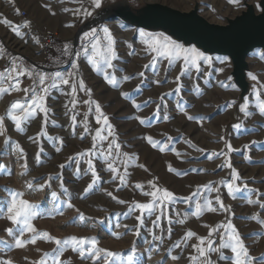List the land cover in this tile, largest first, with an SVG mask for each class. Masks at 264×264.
<instances>
[{"label": "rangeland", "instance_id": "374dc122", "mask_svg": "<svg viewBox=\"0 0 264 264\" xmlns=\"http://www.w3.org/2000/svg\"><path fill=\"white\" fill-rule=\"evenodd\" d=\"M113 1L115 0H102L101 6ZM133 1L140 3L143 0ZM147 1L158 2L187 12L193 8L195 0ZM198 1L200 15L210 23L220 25L226 24V17H234L243 8L241 0L238 4L230 3L229 0ZM248 1L255 5L257 3V0ZM81 3L92 14L97 10L91 5L90 0H0V72L9 67L14 58H21L17 63L23 64L25 68L34 67L37 71L46 74L56 71L66 72L65 67L71 64L75 56L67 57L62 54L65 44L62 41L71 45L73 53L76 51L75 44L76 49L81 50V37L76 43V32L92 15H74L75 9L80 8ZM65 9L72 11H65ZM257 10H259L258 7ZM22 11H26L25 17L21 16ZM5 20L11 22L12 26L20 25L22 35L17 36L12 28L4 23ZM25 22H30V26L23 27ZM68 24L74 26L66 27ZM105 26L109 27L115 38V49L119 56V59L114 61L117 66L115 75L118 78L115 86L107 84L103 79V73L94 71L87 57L81 55L78 60L79 70L76 78L77 80L83 78L86 86L92 90L91 97L78 91L76 99L79 103L75 109H72L70 103L72 97L64 94L69 91L68 86L62 85L63 91L50 90L46 98L47 107L50 109L46 126L47 136H37V133L41 132L44 120L42 114H38L35 119L23 125V132H17L11 121L7 119L4 121L6 131L4 135H0V163L6 165V169L0 170V208H5L11 191H23L25 199L38 205L40 216L33 223L40 233L47 231L52 237L61 240L71 236L96 238L100 248L124 254L135 247L140 264H192L189 257L196 255L192 245L198 244L197 238H190L187 241V247L182 245L180 248H175L174 243L180 240L188 230H192L198 237L206 238L209 227L204 225L215 227L227 218L231 219L237 227L250 255L264 257V224L260 223L264 221V209L257 204H248L247 193L244 191L237 193L235 198L229 197L226 188L218 182L230 180L231 169L218 167L226 163V158H216L213 155L214 152L224 148V143L220 140V137L224 136L232 143L233 148L241 149L231 153V163L242 177V181L237 183L241 187L243 183H247L249 188L258 189L264 193V116L259 115L256 109H250L256 113L250 118H245L243 114L237 116L236 104L231 108L226 106L228 102L236 100L238 94L236 87L235 90L232 87H221V82L225 85H233L228 79L231 71L230 60L215 57L212 59V67L204 65L199 75L195 71L186 72L180 77L182 91L176 94L173 91L176 84L171 81H174L180 73L182 61H178L171 68L167 61H161L157 65L159 75H154L149 68L145 71L141 84V78L137 76V73L143 70V65L148 63L150 56L142 43L139 31L118 20L107 22L103 27ZM40 29L57 31L59 34L54 52L47 62L43 61V57L37 50L35 30ZM56 51L59 52L56 55L61 54L59 56L65 58L63 60L65 63L59 68H51L50 60ZM133 51L135 54L129 55ZM248 60L258 81L264 83V53L255 51ZM217 69H223V71L218 72ZM206 72L211 74L205 75ZM123 75L134 78L124 82L120 79ZM156 79L162 82L159 86L153 83ZM166 80L169 82L164 83ZM21 81V88L30 87L32 83L27 76L21 77ZM251 81L253 85L257 83ZM137 85H140L139 91L136 90ZM169 92L172 95H165ZM121 93H128L129 97L124 98ZM23 96L22 91L3 95L0 98V116L5 115L11 102L20 100ZM161 96H163V103L160 100ZM252 97L253 94L249 100ZM89 99L100 103L109 116L110 122L115 126L118 142L122 146L121 152L128 154L129 166L127 186H120V190L116 191L119 181L112 180V174L106 169L104 158L93 155L91 159L100 180L82 199L83 190L91 181V175H85L87 160L84 157L79 158L81 171L77 176L75 173L77 165L75 162H68V157L90 148L92 136L84 133L82 126H77L73 133V122L70 117L77 112L79 113L77 120L83 121L85 114L89 113L88 124L94 134V129L99 128L100 125L95 123L94 111L90 112V106L84 103ZM133 100L142 106L140 110L133 107ZM178 103L187 109L188 115L197 117V120L189 121L183 113L178 111ZM158 104L161 105L159 114L154 115ZM92 107L94 108V105ZM136 116L145 118L146 123L140 124L134 118ZM165 116L169 119L165 120ZM237 122H242L245 128H254L255 131L237 132L232 128V125ZM82 134L85 136L83 140L80 139ZM147 136H152L160 146L167 145L166 150L161 152L159 148H153L145 139ZM168 137L173 139L168 141ZM6 138H10L13 144L18 142L24 149L27 168L21 167L25 161L20 158L18 150L10 145L6 146ZM53 138H62L63 144L61 145L58 139ZM251 141L257 143L245 150L243 146L250 144ZM107 144L108 141H105V148ZM190 144L205 151L198 152L190 147ZM41 146L44 151L37 160V153ZM58 148L61 150L57 151ZM172 148H175V152L171 150ZM176 152L181 155L177 156ZM210 155L212 159H208ZM61 164L65 165L62 169L59 167ZM139 165H144L147 171ZM169 166L173 171H169ZM120 168L123 174V166L120 165ZM57 173L62 175L58 177ZM49 175L52 176L50 188L45 187L41 191L34 184L33 189H27L28 182L36 180L42 183ZM61 179L64 187L68 189L67 192L61 191ZM149 181L157 183L162 189L172 191L177 198L189 197L198 185L213 182L220 187L219 195L224 204L231 209V213L222 211L211 213L204 210L197 218L193 213L195 199L198 198H194L189 204L176 203L168 206L161 218L160 228L155 230L157 235L164 236L162 241H153L145 228L140 229L138 236L134 235L133 232L137 226L135 216L140 213L134 212L131 215H125V213L128 212L132 202L150 200V197L142 195L141 190L134 187L135 184L141 183L145 185V191L149 190ZM53 191L57 192L60 200L53 201L51 196ZM108 191L130 203L128 205L116 203L106 194ZM216 195V192H212L208 198L214 202ZM68 199L74 204V209L65 207L61 202ZM252 199H256L254 194ZM260 199L264 201V195ZM75 209H79V212ZM60 210L63 211V215L59 214ZM176 211L180 213V216L175 214ZM80 212L85 215L84 221L78 219ZM156 214H159V210ZM169 215L172 217L171 239L167 235ZM181 218L185 220L184 224L178 223ZM154 219L155 215L146 218L145 224L151 228V221ZM117 224H128L130 227L129 229L122 226L117 228ZM10 227L13 225L7 219H0V241L13 243L11 237L4 231ZM114 232L121 234L122 239H115ZM31 235L26 233L23 238L30 239ZM213 238L218 245L219 235L214 233ZM55 247L53 242H45L43 239L23 249H5V245L0 243V249H5L4 252H0V259H11L13 264H35L44 253L55 255L53 251ZM222 254L229 257V261L220 258L221 252H211L209 257L212 264H230L233 255L230 250L224 249ZM171 255H178L180 259L173 261L170 259ZM61 262L62 264H91V260H81L78 253L70 249L64 252Z\"/></svg>", "mask_w": 264, "mask_h": 264}, {"label": "snow or ice", "instance_id": "6c2138e0", "mask_svg": "<svg viewBox=\"0 0 264 264\" xmlns=\"http://www.w3.org/2000/svg\"><path fill=\"white\" fill-rule=\"evenodd\" d=\"M230 3L238 4L239 0H229ZM91 5L94 8H100L102 0H90ZM46 7H48L46 5ZM65 11H72L71 9H65ZM17 14H19V10L17 9ZM55 13H53L54 15ZM83 14L85 16L91 15V11L85 9L83 7V3H81V7L75 9L74 15ZM5 24L9 25L12 30L15 32L17 36H21V26L16 25L12 26L11 22L5 20ZM30 22H25L23 27H29ZM74 25L68 24L66 27H73ZM102 33V34H101ZM139 36L142 38V43L146 46V51L150 56V59L147 64L143 65V70L137 73V76L141 78V84L143 83V78L145 77V71L149 68L152 69L154 75H159L157 65L161 61H167L169 68L174 67L178 61H182L181 71L177 75L172 83L176 84L175 89L173 91L176 94H180L182 91V83L180 82V77L184 75L186 72L195 71L197 75L201 73L203 70V66L206 65L209 68L212 67V57L205 55V53L201 52L197 48H185L183 45L171 40L168 36L163 33H149L144 31L143 29L139 30ZM82 45L81 50H76L73 53L72 47L70 44L65 43L63 46V55L67 57L75 56V59L71 62V68L73 71L71 72H60L56 71L52 74H46L44 72L37 71L34 67L25 68L23 64L17 63L21 58H14L10 62V66L6 67L3 72H0V98L3 95H11L13 92L24 93V96L20 100H16L10 103L5 115L0 116V135H4L6 129L4 125V121L7 119L12 122L14 128L17 132H23V125L29 123L31 120L35 119L38 114H42L44 120L41 125V132L37 133V136H47L46 126L48 123V113L50 109L47 107L46 98L52 89H58L63 91L61 86H68L69 91L65 92V95H69L72 97L70 103L72 105V109H75L79 103L76 99V95L78 91L84 92L86 95L91 97L92 90L86 86L83 78L77 80V73L79 70L78 60L81 55L87 57V61L92 67L94 71L102 72L104 81L112 86H115L118 83V78L115 75L117 71V66L114 61L119 59L118 52L115 49V38L111 33L109 27L105 26L99 31L96 28L91 29L90 31L84 32L81 37ZM39 43V41H36ZM135 52H130L129 55H134ZM216 71L222 72L223 69H217ZM210 72H206L205 75H210ZM27 76L31 79L32 83L30 87L21 88L20 85L22 83L21 77ZM248 76L251 80L256 81L257 83L252 86L253 97L251 100L249 98H244L243 102L239 104V112L243 114L245 118H250L254 114L250 109H256L258 114L264 116V83L258 81L256 75L251 72L248 73ZM134 77L129 75H123L120 77L124 82H128ZM231 80V77L228 78ZM47 81V82H46ZM169 81H164V83H168ZM154 84L159 86L162 82L159 79L153 81ZM259 85V87H257ZM221 87H232L235 90L234 85H225L221 82ZM137 91L140 90V85H137ZM197 90H199V86L197 85ZM124 98H128V93H121ZM165 95H172L171 92L166 93ZM161 102L163 103V96L160 97ZM85 104L90 106V112L94 111V120L95 123L100 125L99 128L93 130L89 128L88 124V115L85 114L83 121H78L77 116L79 113L74 112L70 119L73 122V133H75V128L77 126L83 127V132L88 133L92 136V144L91 147L84 150L83 152H77L74 156L68 157V162H75L76 169L75 173L77 176L80 175V167L79 163L80 157H84L87 160V169L85 171V175H91V181L87 184V186L83 190V196L81 198H85L95 187L96 183L100 180V176L92 162L91 157L93 155H98L104 158L106 163V169L112 174L113 181H119V186L116 188V191L120 190V186H127L128 180V154L121 152V144L118 142V136L116 134L115 126L110 122L109 116L104 112L100 103L98 101H93L91 99L85 100ZM133 107L137 110H140L142 106L136 103L134 100L132 101ZM147 104V102H145ZM236 104V101H230L227 103V107L231 108ZM94 105V108L92 107ZM166 106V104L164 105ZM67 107V105H65ZM161 105H157L156 112L154 115H158L160 111ZM178 111L183 113L189 121L197 120V117L188 115L187 109L177 104ZM139 121L140 124H145V118L136 116L134 117ZM165 120H168L169 117L165 116ZM53 126H55V122L53 121ZM233 130L237 132H247L252 133L255 131L254 128H245L242 122H237L232 125ZM85 136L82 134L80 139L83 140ZM109 138H111L109 140ZM29 139H33L29 137ZM58 139L59 143L62 145V138H53ZM147 142L153 148H159V151L164 152L167 148V145L160 146L159 142L155 141L152 136L145 137ZM173 138L168 137V141H171ZM220 140L224 143V148L216 151L213 155L216 158L225 157L226 163L218 166V167H226L231 169L230 177L231 179L228 181L221 180L219 181V185L223 186L227 190V194L231 198H235L237 193L242 191L247 193V203L248 204H257L260 208L264 209V201L260 199L264 193H261L258 189L249 188L247 183H243V187H241L237 182L242 181V177L240 176L238 170L233 167L231 163V153L234 151H241V149L233 148V145L230 141H228L224 136L220 137ZM108 141L107 148L104 147V142ZM190 143V142H189ZM256 141H251L250 144H246L243 146L245 150L249 149L251 145L256 144ZM6 146H11L12 148L18 150V154L22 160L25 161L21 165L23 168H27L26 163V154L24 149L20 146L18 142L14 144L10 141V138H6L5 140ZM198 152H204V149L197 148L195 145H191ZM61 150L60 148L57 151ZM175 152V148L171 149ZM44 149L41 146L39 152L37 153V160L40 159L41 153H43ZM177 156H180L181 153L176 152ZM138 159V157H137ZM208 159H212V155L208 157ZM120 165L123 166L124 173L121 174ZM141 168H144L145 171L147 169L144 165H139ZM59 167L62 169L65 165L61 164ZM6 165L0 163V170H5ZM169 171H173L171 166H169ZM195 171V170H193ZM203 171V170H201ZM27 174V173H22ZM177 175H181L182 173H176ZM62 174L57 173V176L60 177ZM52 176H48L41 183L39 181H31L28 182L26 187L27 189H33L34 184L38 186V190H43L45 187H51ZM60 187L62 192H67L68 189L64 187L63 181L61 179ZM135 188L141 190V194L147 197H150L148 202H132L130 207L128 208V212L125 215H131L134 212H139V215L135 216V220L137 221V226L134 235L140 234V229L145 228L149 235L152 237L153 241H162L164 239L163 235H157L156 229L160 228L161 218L164 216L165 211L167 210L169 205H173L176 203H185L189 204L195 199V211L193 215L199 218L202 211L207 210L211 213L216 212H224L231 213V209L224 204L223 199L219 195L220 187L216 186L215 183L209 182L205 185H198L197 189L191 193L189 197H180L177 198L176 195L168 190L162 189L158 186L157 183L153 181L148 182V189L144 190L145 185L141 183H137L134 185ZM212 192H216L215 200L208 198ZM113 201L120 205H128L130 202L124 199H120L113 194V192L108 191L106 193ZM208 194V195H206ZM253 194L256 196V199L253 200ZM25 193L23 191H11L10 198L7 200L5 208H0V219H7L13 227L6 228L4 231L7 233L9 237H11L13 243L9 244L6 241H0L5 245V249L15 248V249H23L27 245L32 244L35 245L38 240L43 239L45 242H53L55 244V249L53 250L56 254L52 253H44L42 258L35 262V264H62L61 257L64 252L68 249L71 251L78 253V256L81 260H91V264H140V261L137 258V252L135 247L131 248L127 254L113 252L109 249H104L99 247V241L96 238H88V237H76L71 236L66 239L54 238L48 233L44 231L40 233L36 227L34 226L33 221L40 216L38 212V205L30 202L28 199L24 198ZM53 197V201L60 200V196L57 192L53 191L51 193ZM65 207L69 209H74L75 206L71 202L70 199L61 201ZM79 212V209H75ZM159 210V214L157 213ZM60 215H63V211H59ZM177 216H180V213L176 211ZM155 215V219L151 221L152 227L149 228L145 224L146 218H151ZM234 215V213H232ZM78 219L80 221H84L85 215L80 212ZM169 228H168V238L171 239L172 231H171V223L172 217L169 215L167 217ZM178 223L184 224L185 220L183 218L178 220ZM261 224H264V221H260ZM124 227L125 229H129L128 224H117V228ZM205 227H209L208 236L198 237L196 233L192 230H188L186 234L178 241L174 243L175 248H180L182 245L187 247V241L190 238L196 237L198 240V244L192 245L193 251L196 255L189 257L192 261V264H212L209 253L211 252H221V259L229 261V257L224 256L222 254V250L228 249L233 254L230 259V264H264V257H252L249 253L248 248L245 246L244 240L241 238V235L231 221V219H227L224 222L217 224L215 227H211L209 225H204ZM26 233L32 234L30 239H24ZM214 233L219 235L220 243L217 245L216 240L213 238ZM113 237L117 240L122 239V235L114 232ZM5 249H0V252H4ZM170 259L173 261H177L180 259L178 255H171ZM0 264H13L11 259H0Z\"/></svg>", "mask_w": 264, "mask_h": 264}, {"label": "water", "instance_id": "95a60500", "mask_svg": "<svg viewBox=\"0 0 264 264\" xmlns=\"http://www.w3.org/2000/svg\"><path fill=\"white\" fill-rule=\"evenodd\" d=\"M242 10L234 17H226V24H214L200 15L199 1L195 0L190 11H180L170 6L143 0H115L103 4L76 32V43L84 32L98 31L110 21L118 20L135 30L163 33L185 48H197L213 58H228L231 63L229 77L237 88L235 112L240 116L239 104L252 96L253 82L248 73L254 74L249 56L255 51L264 53V0H257V7L248 0H241ZM77 45L75 44V50Z\"/></svg>", "mask_w": 264, "mask_h": 264}, {"label": "built area", "instance_id": "2783aa9c", "mask_svg": "<svg viewBox=\"0 0 264 264\" xmlns=\"http://www.w3.org/2000/svg\"><path fill=\"white\" fill-rule=\"evenodd\" d=\"M26 14V11H22L21 16L25 17ZM35 36L39 41V43H37V50L41 57H43V61L47 62V59H49L50 55L54 52L55 46L59 39V34L57 31L40 29L35 30ZM65 70L66 72L73 71L71 64H68L65 67Z\"/></svg>", "mask_w": 264, "mask_h": 264}, {"label": "crops", "instance_id": "0c3cea01", "mask_svg": "<svg viewBox=\"0 0 264 264\" xmlns=\"http://www.w3.org/2000/svg\"><path fill=\"white\" fill-rule=\"evenodd\" d=\"M63 43H66L65 41H62ZM63 51V49H62ZM61 52V51H60ZM57 53H59L58 51H56V53L53 54L51 61H50V67L51 68H59V63L63 62V60L65 58H61L59 55H56Z\"/></svg>", "mask_w": 264, "mask_h": 264}, {"label": "trees", "instance_id": "16d2710c", "mask_svg": "<svg viewBox=\"0 0 264 264\" xmlns=\"http://www.w3.org/2000/svg\"><path fill=\"white\" fill-rule=\"evenodd\" d=\"M59 55H61V54H59ZM60 57H62V56H60ZM62 58H64V57H62ZM65 60V59H64ZM51 61V60H50ZM64 61L63 62H61V63H59L58 65H59V67H61L62 65H64Z\"/></svg>", "mask_w": 264, "mask_h": 264}]
</instances>
